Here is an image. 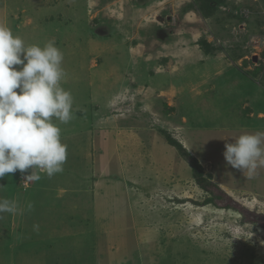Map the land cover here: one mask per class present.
<instances>
[{"label":"rangeland","instance_id":"obj_1","mask_svg":"<svg viewBox=\"0 0 264 264\" xmlns=\"http://www.w3.org/2000/svg\"><path fill=\"white\" fill-rule=\"evenodd\" d=\"M10 10L26 45L63 52L74 118L56 121L63 172L0 179V197L18 204L0 219V264H109L96 253L109 244L120 264H264V168L249 179L223 155L264 132V0H11ZM164 137L200 162L217 204L202 206L211 192ZM143 221L154 248L140 246ZM101 224L116 229L99 238Z\"/></svg>","mask_w":264,"mask_h":264},{"label":"clouds","instance_id":"obj_2","mask_svg":"<svg viewBox=\"0 0 264 264\" xmlns=\"http://www.w3.org/2000/svg\"><path fill=\"white\" fill-rule=\"evenodd\" d=\"M63 60L54 41L26 45L0 23V179L31 170L27 185L39 181L41 173L51 178L63 172L68 145L56 121L67 124L74 118V98L61 86L67 75ZM225 148L227 164L246 178L264 168V132L241 134ZM17 211L15 199L0 197V219Z\"/></svg>","mask_w":264,"mask_h":264},{"label":"crops","instance_id":"obj_3","mask_svg":"<svg viewBox=\"0 0 264 264\" xmlns=\"http://www.w3.org/2000/svg\"><path fill=\"white\" fill-rule=\"evenodd\" d=\"M10 8H11V0H0V23H2V24H5L6 26H8V27H10L11 28V30H13V28H12V24L10 23V21H11V19L12 20H15L14 22H15V24H13V27L15 28V29H21L20 27H21V25H19V24H17V23H19V22H17L16 21V18H14L15 17V15H12L13 13H11V10H10ZM13 22V23H14ZM165 138V137H164ZM164 141H165V144L164 143H162V145H164L165 147H167V146H170L169 144H168V141H167V138H165L164 139ZM26 191H28V190H26ZM139 223V222H138ZM138 223H136V227L139 229V233H137V234H139V240H140V246H142V245H145L146 247H150V248H152V246H153V248H154V246H155V241H156V239H157V237H152L151 235H150V237H148L147 236V232L148 231H150V227L148 226V224L146 223V222H141L140 223V225L138 224ZM134 227V226H133ZM116 229V228H114L113 226H108V225H105V224H101L100 225V228H99V230H97V236L99 237V238H101L102 236H101V234H102V229ZM137 231V230H136ZM152 234V233H151ZM156 236V235H155ZM44 239V238H43ZM167 243V241L164 243V245ZM159 246L158 247H160V246H164V245H162V243L160 244V243H157ZM121 246V245H120ZM103 247V246H102ZM116 247H118V245H116ZM157 247V248H158ZM157 248H156V250L154 251V252H156V254L158 253V250H157ZM94 250H92V252H93ZM168 252H169V247L167 246V249L165 250V252H164V254L167 256L168 255ZM96 253H97V256H103V255H108L109 253V255H111V257H114V258H116L115 260H112V258H111V261H109V264H120V261H119V258L120 257H118L119 255V252H118V248H117V252L115 253V250H114V244H109V251L107 250L106 252H101V254L98 252V251H96ZM137 253H138V250H137ZM135 255H136V253H135ZM137 256V255H136ZM118 257V258H117ZM133 257V256H132ZM88 258H90V257H88ZM134 258V257H133ZM156 258V257H155ZM135 260H136V258H135ZM140 260H141V258L140 259H138L137 258V261H136V263H138L139 264V262H140ZM139 261V262H138ZM159 261V260H158ZM159 263V262H158ZM157 263V264H158Z\"/></svg>","mask_w":264,"mask_h":264},{"label":"trees","instance_id":"obj_4","mask_svg":"<svg viewBox=\"0 0 264 264\" xmlns=\"http://www.w3.org/2000/svg\"><path fill=\"white\" fill-rule=\"evenodd\" d=\"M169 145L172 147H175L179 150V152L182 153V156H184L186 159H188L190 166L192 167L193 171V178L195 182L204 190H206L208 193L211 192L209 187L212 185L208 178L204 175V169L200 162L191 157L190 154H188L185 150H183L180 143L175 141L174 139H167ZM218 200H221L220 196H216L213 192H211V196L207 198L204 201V204L202 206L211 205V204H217Z\"/></svg>","mask_w":264,"mask_h":264}]
</instances>
